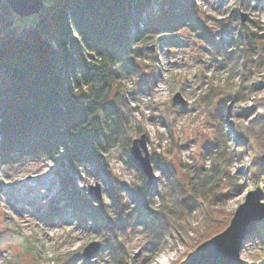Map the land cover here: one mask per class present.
<instances>
[{
	"label": "rangeland",
	"instance_id": "rangeland-1",
	"mask_svg": "<svg viewBox=\"0 0 264 264\" xmlns=\"http://www.w3.org/2000/svg\"><path fill=\"white\" fill-rule=\"evenodd\" d=\"M263 6L264 0L181 3L189 21L142 45L132 71L111 89L117 116L107 125L108 147L92 162H75L63 149L0 160V264H158V257L178 264L205 239L198 208L167 214L169 182L175 177L189 188L194 167L218 164L208 187L219 196H200L198 205L221 210L227 225L257 185L264 202V131L246 133L264 123ZM23 18L0 0V40L25 39ZM4 81L0 72V107ZM176 91L185 103H172ZM141 133L156 174L149 190L130 150ZM95 182L100 198L88 188ZM145 191L149 215L138 208ZM161 209L164 215L152 219ZM256 226L242 241L245 264H264V218ZM92 240L100 248L84 258Z\"/></svg>",
	"mask_w": 264,
	"mask_h": 264
},
{
	"label": "trees",
	"instance_id": "trees-1",
	"mask_svg": "<svg viewBox=\"0 0 264 264\" xmlns=\"http://www.w3.org/2000/svg\"><path fill=\"white\" fill-rule=\"evenodd\" d=\"M192 1L44 0L39 13L23 18L29 27L26 40L17 37L21 34L0 40V72L5 76L0 160H23L63 149L75 162H92L96 153L108 147L111 129L107 125L117 116V103L109 98L111 89L123 73L132 71L142 45L189 21L181 3L192 7ZM259 37L254 36V42ZM258 124L246 133L264 131V123ZM217 166L194 167L189 188L180 187L175 177L169 182L173 200L167 214L172 217L175 210L198 208L207 223L200 235L205 239L228 222L220 218L221 210L203 206V211L198 205L200 196L206 200L219 196L208 187L210 178L218 174ZM153 186L147 185L148 190ZM147 198L148 191L141 193L138 208L149 215ZM154 212L158 214L153 213L152 219L166 211Z\"/></svg>",
	"mask_w": 264,
	"mask_h": 264
},
{
	"label": "water",
	"instance_id": "water-1",
	"mask_svg": "<svg viewBox=\"0 0 264 264\" xmlns=\"http://www.w3.org/2000/svg\"><path fill=\"white\" fill-rule=\"evenodd\" d=\"M5 2L15 14L27 17L37 14L43 8L44 0H5ZM150 47L153 49V45ZM185 101L180 91H176L172 96L174 104H183ZM130 150L133 158L141 166L148 184L152 185L156 180V174L150 161L144 133L132 139ZM260 158L264 162V153ZM88 188L97 198L101 197L98 182L89 184ZM263 218L262 189L257 185L246 193L245 199L233 212L228 225L220 232L200 242L178 264H245L240 257L242 241L254 231ZM99 248L100 242L92 240L84 246L82 254L84 258H90Z\"/></svg>",
	"mask_w": 264,
	"mask_h": 264
},
{
	"label": "bare ground",
	"instance_id": "bare-ground-1",
	"mask_svg": "<svg viewBox=\"0 0 264 264\" xmlns=\"http://www.w3.org/2000/svg\"><path fill=\"white\" fill-rule=\"evenodd\" d=\"M255 5H256V3H255ZM263 13H264V6H263ZM258 225V224H257ZM172 254H174V252H171ZM160 260H163V258H157V259H155V261H156V263L158 262V264H160Z\"/></svg>",
	"mask_w": 264,
	"mask_h": 264
}]
</instances>
